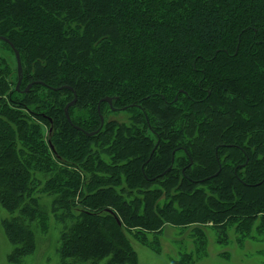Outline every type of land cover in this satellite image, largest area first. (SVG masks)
<instances>
[{"label":"trees","instance_id":"16d2710c","mask_svg":"<svg viewBox=\"0 0 264 264\" xmlns=\"http://www.w3.org/2000/svg\"><path fill=\"white\" fill-rule=\"evenodd\" d=\"M0 36L23 66L18 90L0 56V202L20 206L6 224L17 252L36 249L25 219L46 215L37 172L65 209L66 260L134 264L132 226L240 221L245 234L261 216L264 232V0H0ZM61 86L77 92L72 122ZM125 109L129 122L104 116ZM161 181L178 184L163 203L148 187Z\"/></svg>","mask_w":264,"mask_h":264},{"label":"rangeland","instance_id":"374dc122","mask_svg":"<svg viewBox=\"0 0 264 264\" xmlns=\"http://www.w3.org/2000/svg\"><path fill=\"white\" fill-rule=\"evenodd\" d=\"M11 52L0 42V56L4 57L9 64L11 63L12 68L15 67L18 76L17 61L12 64L13 53ZM133 115L134 113L126 109L120 112H110L108 115L104 114L108 120L112 119L119 122H129ZM45 125L49 126L48 124ZM42 131L45 133L42 136L51 137L46 134L48 132L46 128ZM18 145H21L19 139ZM103 155L107 159L111 157L105 153ZM59 163L64 166L65 161H59ZM36 174L39 178L35 181V189L32 194L46 215H43L44 220H41L39 212H37L32 220L26 218L24 222L35 237L36 249L29 253L16 251V244L11 241L6 224L19 213L20 206L11 212L0 202V264H111L108 258L94 262L90 259L86 261L73 258L66 260L62 257L60 248L63 243L65 223L61 217L65 213V209L61 206L57 212H52L58 194L57 192L51 193L46 187L48 180L43 172ZM123 182H125L124 178L121 179V184L118 183L119 186L117 187H120ZM140 184L138 182L137 186ZM148 187L162 191L161 195L157 196V201L163 203L166 192L170 190L171 193H174L178 184L174 183L169 186L161 181V183L156 182ZM136 195H139L141 201L147 198L145 194L139 193L135 187L132 196ZM59 205L57 204V206ZM140 205L143 207L141 203ZM174 205H178V203H174ZM140 211H143V208ZM262 221L263 218L258 216L247 228L248 231L245 234L238 230L240 221H234L235 224L228 223L226 230L219 225L213 226L211 222L208 223L209 225L198 222L177 225L167 222L156 225L144 235L138 234L135 227L132 226L133 228L126 231V236L136 253L134 264H264V232L258 227ZM12 255L15 256V259L12 258Z\"/></svg>","mask_w":264,"mask_h":264},{"label":"water","instance_id":"95a60500","mask_svg":"<svg viewBox=\"0 0 264 264\" xmlns=\"http://www.w3.org/2000/svg\"><path fill=\"white\" fill-rule=\"evenodd\" d=\"M0 39L9 42V43L11 44V47H12L13 50H14L15 57H16V61H17V65H18V68H17V70H18V82H17L16 87H17V89L19 90V89H20V84H21V81H22V77H23V66H22V60H21L20 52H19V50L15 47V45H14V44H13V43H12L7 37H5V36H0ZM42 83H43V82H42ZM32 85H33V84H29V85L26 87L25 91H28V90L31 88ZM64 87L73 90V88H72L71 86H61V87H57L56 89H62V88H64ZM180 91H183V90H180ZM73 92H74V98H73V100H72L71 102H69V103L66 105V107H65V114H66V117H67L68 121H70V122H72V120H71V117H70L69 109H70V107L74 106V105L77 103V92H76L75 90H73ZM103 101L108 102L110 105H112V103H113V98H112L111 96H106V97H104L103 99L100 100L99 105H98V111H99V113H100V105H101V102H103ZM101 119H102V125H103V120H104V118L101 116ZM78 128L81 129L82 131H84L87 135H93V134H95V131H93V132H88V131H85L84 129L80 128V127H78ZM52 129H53V127L50 128L51 131H52ZM156 146H157V145H155L154 149L152 150L151 155H152V153L154 152ZM52 148H53V146H52ZM53 149H54V148H53ZM173 160H174V158H173ZM218 160H219V158H218ZM170 169H171V167H169L168 169H166V170H165L163 173H161L160 175H164V174H166ZM220 170H221V169H220ZM220 170H219V171H220ZM219 171H218L217 173H215L214 176L217 175V174L219 173ZM155 178H156V177H153V178H151V180H153V179H155ZM207 178H210V177H207ZM116 218H117V217H116ZM117 221H118L119 224L121 223L120 220H119L118 218H117Z\"/></svg>","mask_w":264,"mask_h":264}]
</instances>
